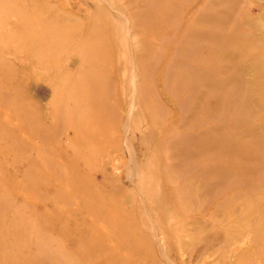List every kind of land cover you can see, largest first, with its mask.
<instances>
[{"label":"rangeland","instance_id":"374dc122","mask_svg":"<svg viewBox=\"0 0 264 264\" xmlns=\"http://www.w3.org/2000/svg\"><path fill=\"white\" fill-rule=\"evenodd\" d=\"M0 264H264V0H0Z\"/></svg>","mask_w":264,"mask_h":264},{"label":"bare ground","instance_id":"6f19581e","mask_svg":"<svg viewBox=\"0 0 264 264\" xmlns=\"http://www.w3.org/2000/svg\"><path fill=\"white\" fill-rule=\"evenodd\" d=\"M253 90V89H252Z\"/></svg>","mask_w":264,"mask_h":264}]
</instances>
